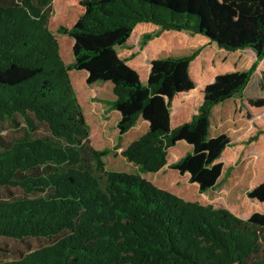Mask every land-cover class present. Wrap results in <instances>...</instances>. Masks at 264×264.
Returning <instances> with one entry per match:
<instances>
[{"label":"trees","instance_id":"trees-1","mask_svg":"<svg viewBox=\"0 0 264 264\" xmlns=\"http://www.w3.org/2000/svg\"><path fill=\"white\" fill-rule=\"evenodd\" d=\"M52 3L0 0V237L49 240L0 264H264V212L242 218L142 174L161 169L169 148L186 140L192 151L170 167L188 172L201 192L215 187L231 139L210 136L212 110L245 89L264 57V0H81L76 22L58 27L74 39L72 64L49 27ZM140 22L160 28L144 33L141 46L160 30H188L229 51L252 48L256 59L247 70L216 75L197 112L172 128V100L195 87L189 67L201 48L153 59L143 84L116 49ZM72 68L87 70L89 83L113 82L120 135L149 120L121 152L137 172L106 168L118 146L92 145ZM249 103L263 106L264 96ZM247 194L264 201V181Z\"/></svg>","mask_w":264,"mask_h":264},{"label":"crops","instance_id":"crops-1","mask_svg":"<svg viewBox=\"0 0 264 264\" xmlns=\"http://www.w3.org/2000/svg\"><path fill=\"white\" fill-rule=\"evenodd\" d=\"M83 11V6L77 12L72 10L74 13L66 9L64 14L67 18L65 19L66 23L69 21L68 26H72ZM159 29L155 28L147 32H155ZM134 30L129 39L125 43L117 45L116 49L119 56L125 58L127 63L138 71L143 84L148 81L153 59L182 56L201 48L199 55L191 61L189 67L190 74L195 81V87L176 94L170 108L172 128L189 121L204 99L205 86L212 82L216 75L225 73L223 72L225 69H223L222 64L229 57V54L223 55V57L221 55L218 59L214 57L207 65L205 63L198 64V59L203 50H206L209 46L211 48L215 44L218 45L207 36L201 33H192L188 30L165 29L160 30L158 36L149 39L145 45L141 46L142 36L146 32H143V30V33L137 32L138 30H135V32ZM133 36H135L134 40ZM57 39L62 59L66 64H72L74 62V39L63 33ZM138 40L140 42L136 44L135 42ZM235 51V53H240L239 61L243 65L230 67L233 70L226 72L239 71L235 70L236 68H242L240 71L247 70L256 59V53L252 48ZM69 75L83 108L86 121L90 126L92 145L98 149L118 146L116 149L118 153H115L116 161L121 162L124 159L131 171L137 172L138 166L128 161L121 152L149 129V120L140 117L133 127L120 135L117 123L121 118V112L111 106L112 100L115 99L113 82L107 80L89 83L87 81L88 71L85 69L72 68L69 70ZM74 78H78L79 85L75 83ZM263 80L264 57L259 62L245 89L240 94L216 104L211 114L210 136L225 133L230 137L231 142L218 159L223 163L221 176L215 187L208 190L221 186V192H217L216 195L218 205L214 206L226 207L243 218H248L256 211L264 212V201L251 198L247 194L250 189L264 181V105L255 106L249 103L250 98L264 96ZM92 124H96L98 130V137H94V139L91 137ZM192 149L193 145L188 141L178 140L174 146L169 148L167 163L158 171L142 173L143 176L153 181L157 186L179 195L170 180L176 179L179 175L189 176V173L181 174L177 169L170 167V165L192 151ZM106 168L119 170L115 167H108L107 163ZM240 190H245V194L242 195ZM232 198L235 202L231 201L229 203L228 201Z\"/></svg>","mask_w":264,"mask_h":264},{"label":"rangeland","instance_id":"rangeland-1","mask_svg":"<svg viewBox=\"0 0 264 264\" xmlns=\"http://www.w3.org/2000/svg\"><path fill=\"white\" fill-rule=\"evenodd\" d=\"M80 2H81V0H53V3H52V10L53 11H52V15H51V18L49 21V23H50L49 27L52 28V31L55 32V35L57 37L62 36V33L58 32V27L60 25H65V26L69 25V21H67V23L65 21V19H67L65 17V14H64L66 12V9L71 10V13H74V12H72V10L77 12L80 10V8H82V5ZM68 20H70V19H68ZM155 28H159V26L155 25L151 22H140L135 27V30L136 31L138 30L137 32H142V30H143V32H147V31L153 30ZM134 39H135V36H133V40ZM139 42L140 41L138 40L135 43L137 44ZM215 45L211 48H209L210 47L209 46L206 50H203V52L201 53V55L198 59V64L199 63H205V65H207L209 62H211V60L214 59V57L216 59H218V57H220L221 55L223 57V55L229 54V57L226 60H224V63L222 64L223 69H225V70H223V72L233 70V68H230V67H235V65H237V67H240L241 65H243V64H241V61H239L240 53H238V52L235 53L236 51H229L223 47H219L218 45H216V46ZM209 49H211V50H209ZM240 69H242V68H236L235 70H240ZM244 69H246V68H244ZM74 79H75V83H77V85H79L78 78H74ZM91 137H92V139H94V137H96V138L98 137V130H97L96 124L95 125L92 124ZM115 153H118L117 150H114L113 152L109 153L108 156H105V160H106L108 167L118 168L119 169L118 171L132 172L131 168H129L128 165H126V162L124 161V159L122 160L123 162L122 161L121 162L116 161ZM166 177H168V176H166ZM168 179L170 180V178H168ZM170 182L174 186V188L176 189L175 191L178 192L180 196H183L184 199L196 200V201H199L203 204L218 205L216 195H217V192H221V190H220L221 186H219L216 189H211L208 191L201 192L198 188V185H196V183H193L189 180L188 175H181V176L179 175L176 179H171ZM12 190L14 192H17V190H14V189H12ZM240 192L242 193V195L245 194V190H240ZM237 195H239V194H237ZM231 201L235 202V200H233V198L230 199V201H228V202L231 203ZM239 203H240V201H239ZM48 241L49 240L47 238H42V237L41 238L31 237V238H27L24 240L0 237V247L7 249L6 252L0 251V257H19L24 252H26L30 249L39 247V246L47 243Z\"/></svg>","mask_w":264,"mask_h":264}]
</instances>
